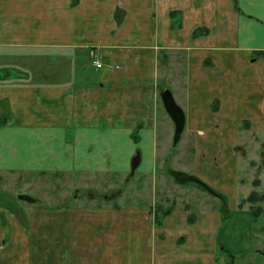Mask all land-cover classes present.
<instances>
[{"label": "crops", "instance_id": "crops-1", "mask_svg": "<svg viewBox=\"0 0 264 264\" xmlns=\"http://www.w3.org/2000/svg\"><path fill=\"white\" fill-rule=\"evenodd\" d=\"M0 45L36 51L32 86L0 92L10 105L0 171L132 174L139 156V172L153 174L177 146L170 91L192 174L230 211L224 220L204 193L161 225L147 207H27L24 224L0 208V264H231L219 246L253 250L252 213L238 206L261 188L240 173L264 146V0H0ZM37 48L62 50L61 71L40 69Z\"/></svg>", "mask_w": 264, "mask_h": 264}, {"label": "rangeland", "instance_id": "rangeland-1", "mask_svg": "<svg viewBox=\"0 0 264 264\" xmlns=\"http://www.w3.org/2000/svg\"><path fill=\"white\" fill-rule=\"evenodd\" d=\"M37 49L40 50V52L37 51V56L42 58L39 63L40 69L46 67L49 70L61 71L60 62L56 61L62 58V50ZM34 52L36 51L32 49V46L0 45V69H14L13 73L22 75V77L16 75L15 77L10 72L1 75L0 92L9 87L32 86V55L35 54ZM46 56L49 59H43ZM24 74H26L25 77H23ZM170 80L172 84L170 90H173L174 94H180L178 89L181 87L179 85L182 77L175 78L174 83H172L173 79ZM212 92L216 93L219 90L215 88ZM207 93H210L209 89ZM217 105L218 103H214L213 111L218 110ZM9 108L7 99L0 95V128L3 127L2 123L10 117ZM210 114L215 115L214 118L218 117L217 113L210 111ZM210 128L221 129L218 123H214ZM244 130L250 131L249 128H244ZM192 145V138H189L188 131H185L177 146L165 153L166 159L160 158L157 164L158 169L153 174L140 173L141 169H137L132 174L0 171V208L8 210L11 214H16L24 224L27 223L25 212L27 207L42 209L59 207L76 209L147 207L156 209L159 207L163 211L169 209L173 211L178 207L186 208L188 203H193L196 198L201 197L200 193H204L213 199L215 208L223 210L224 203L219 198L208 194L197 186L178 185L173 179V172L192 174L194 160L189 151ZM255 158L256 162L250 166L251 173L242 171L240 177L242 179L252 178L254 186V182L257 181L259 184L257 187L261 186L258 192L264 195V146ZM163 160L166 161L165 164ZM181 187H187L190 190L187 192ZM254 191H257V188ZM20 195H26L33 201L29 203L21 200L19 199ZM257 205L264 208V202H258ZM245 206H249V204ZM151 214L154 220V213L151 212ZM263 226L264 215L254 226L256 236L253 250L236 256L234 264H264V232L261 231ZM257 235H261V237ZM227 259L230 260L228 257Z\"/></svg>", "mask_w": 264, "mask_h": 264}, {"label": "trees", "instance_id": "trees-1", "mask_svg": "<svg viewBox=\"0 0 264 264\" xmlns=\"http://www.w3.org/2000/svg\"><path fill=\"white\" fill-rule=\"evenodd\" d=\"M179 15L178 12H172L170 14L172 20L175 19L177 16ZM175 27V24L172 26ZM180 27V26H179ZM208 32L204 29H198L194 32V37L197 36H202V35H206ZM15 70L14 69H10V68H1L0 69V76L2 75H6L7 73L10 72V74L12 75H16V76H21L17 74L16 72L13 73ZM15 76V77H16ZM26 74L23 75V77H25ZM7 122V119L2 123V125L4 126ZM173 179L174 181L181 186H188V185H193V186H197L199 188H201L203 191L207 192L208 194L219 198L220 200H222V202L224 203V209L222 210V214H223V219L226 220L230 214V211L228 210L227 207V201L226 198L220 194L218 191H216L215 189H213L211 186L207 185L206 183L202 182L200 179H198L197 177H195L194 175H189L187 173H182V172H173ZM255 186L257 187L258 182L255 181L254 182ZM258 202H264V195L260 194L258 191H252L250 193V195L242 200L238 206L239 209H243L245 207L246 204H249V209L252 213V217H253V223L257 224L260 221V218L264 215V208L261 207V205H257ZM30 203V202H29ZM161 208H156V209H150L152 213H154V224L155 225H161L163 219L168 216L172 209H169L168 211H163ZM189 222H194V217H189L188 219ZM261 231L264 232V226L261 227ZM219 251L225 255H227V257L230 259L229 262L232 264L234 259L236 258V256L228 251H226L222 246H219Z\"/></svg>", "mask_w": 264, "mask_h": 264}, {"label": "water", "instance_id": "water-1", "mask_svg": "<svg viewBox=\"0 0 264 264\" xmlns=\"http://www.w3.org/2000/svg\"><path fill=\"white\" fill-rule=\"evenodd\" d=\"M162 100L167 112L170 114V116L173 118L175 122L176 132H175L174 143L177 144L180 139V135L184 130V113L182 109L175 103L173 95L170 91H166L162 95ZM139 165H140V157L137 156L132 161V172H135ZM19 199L25 200L27 202L33 201L30 197L26 195H20Z\"/></svg>", "mask_w": 264, "mask_h": 264}, {"label": "built area", "instance_id": "built-area-1", "mask_svg": "<svg viewBox=\"0 0 264 264\" xmlns=\"http://www.w3.org/2000/svg\"><path fill=\"white\" fill-rule=\"evenodd\" d=\"M91 60H92V64L97 68L100 69L103 66L102 63V57L100 55V53L98 51H92L91 52Z\"/></svg>", "mask_w": 264, "mask_h": 264}]
</instances>
